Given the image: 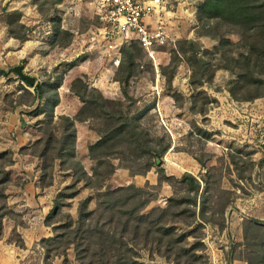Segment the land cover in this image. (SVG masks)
Here are the masks:
<instances>
[{"label": "trees", "instance_id": "16d2710c", "mask_svg": "<svg viewBox=\"0 0 264 264\" xmlns=\"http://www.w3.org/2000/svg\"><path fill=\"white\" fill-rule=\"evenodd\" d=\"M191 1L196 3V34L216 44L211 50H206L194 41L179 42V51L172 50L170 62L160 67L168 90L171 91L174 73L180 60H183L190 70L191 90L210 87L216 71L224 70L235 79L226 88L234 101L250 102L262 97L264 0ZM60 2L38 0L35 6L41 16H47ZM4 14L8 36L24 41L31 30L20 22L21 13L16 10L6 12L5 8ZM50 23V47L67 48L73 34L62 28L57 15L50 19ZM228 36H236L238 40L233 42ZM173 49H176V45ZM120 56L113 80L118 83L123 99L106 98L88 84L85 76L77 77L71 82L69 91L81 106L72 118L61 115L54 121L62 75H57L53 81L37 82L31 87L33 94L25 89L22 91L26 101H19L18 105L32 108L28 115H44L40 130L42 138L32 145V155L41 160L38 188L52 185L55 163H58L60 172L71 173V182L58 192L44 217L43 224L51 228L52 236L42 238L35 244L37 264L40 256L42 264H53L54 258H62V264H69V249L73 250L77 264H146L140 261L137 254L142 250L172 264H197L202 258L198 252L203 247L199 235L203 225L224 229L223 224L214 222L213 217L224 214L231 202L223 200V196L231 195L230 191L220 189L222 197L219 198L218 194L213 198L209 193L210 175L196 179L189 173L179 178L165 173L163 157L171 149V139L167 134L160 135L145 125V120L155 107L154 103L137 107L138 101L128 92L130 82L140 73L141 59L147 55L132 42L120 48ZM0 75L8 76L3 71H0ZM172 98L181 107L182 95L175 93ZM197 101L195 95H190L189 112L205 116V105L209 102L206 99L205 103L197 106ZM87 122L97 124L93 131L98 136L95 142L87 146L88 157L93 163L91 174L85 171L76 157L75 123ZM192 133L204 141H210L212 136L197 125L193 126ZM192 158L202 170L209 171L206 166L210 160L209 154ZM228 158L238 179H245L243 171H238L242 159L233 153H229ZM113 161H118V165L115 166ZM11 165L12 156L0 153V238L3 219L13 215L6 204L5 193L10 183L6 169ZM123 165L135 171L134 174L155 169L158 184H146L145 188L140 189L133 184L118 188L107 186L106 182ZM248 165H252L251 162ZM162 183L171 186L173 194L166 199L164 208L155 207L145 213V208L156 198ZM80 184L95 191L96 207L89 210L91 198L81 200L74 220L64 208L79 194ZM221 199L224 202L217 203V210L209 206V202ZM178 226L190 231L179 232ZM189 238L193 239V243L189 244ZM243 240L242 246L247 250L248 257L243 260L231 258L230 262L240 260L247 264H264V225L256 220L244 221ZM16 245L23 248L21 241Z\"/></svg>", "mask_w": 264, "mask_h": 264}, {"label": "rangeland", "instance_id": "374dc122", "mask_svg": "<svg viewBox=\"0 0 264 264\" xmlns=\"http://www.w3.org/2000/svg\"><path fill=\"white\" fill-rule=\"evenodd\" d=\"M37 1L0 0V64L20 65L24 72L35 77L37 82L53 81L57 75H62L58 89L59 107L54 109V121H57L58 114L74 117L81 106L78 99L69 91L71 82L77 77L85 76L88 84L97 88L106 98L123 99L118 83L113 80L116 69L113 60L117 47L108 48L113 44V39L103 40L99 35L98 30L103 29L104 25L96 16L95 0H61L47 16L38 13L35 6ZM169 1L172 11L176 13V17L170 20L172 33L177 40L176 49H173L175 47L173 44L162 48L161 54L155 55L154 62L144 56L140 63V73L130 82L128 92L138 101L137 107L154 103L155 107L145 120V125L160 135L167 134L171 139V149L163 157L162 164L167 175L179 178L182 174L189 173L196 179L210 175L209 193L213 198L219 194L220 189L230 191L231 195L223 196V200L228 199L231 202L224 214L213 217L214 222L223 224L224 229L219 230L217 226L204 224L199 231L203 247L198 252L202 258L197 264H231V258L243 260L248 257L247 250L242 246L244 221L256 220L264 225V95L250 102L234 101L226 88L235 79L224 70L216 71L210 87L191 90L190 70L183 60H180L177 66L172 89L169 91L160 67L170 62L172 50L179 51V42L194 41L206 50H211L216 44L209 38H199L196 34L198 23L195 18V2ZM5 8L6 12L19 11L20 22L30 28L31 31L24 41L20 42L8 36ZM55 15L60 17L62 28L73 34L72 42L67 48L50 47L52 36L50 19ZM228 37L233 42L238 40L236 36ZM24 89L33 94L32 88L14 75H0V153L12 156V165L6 169L10 183L5 193L6 204L13 213L11 217L3 219L0 239L6 234L1 240L3 246L12 244L18 247L16 242L21 241L23 248H18L23 250L24 240L29 243L33 241L20 263L34 264L38 259L35 244L42 238L52 236L50 227L44 229L43 220L47 211L44 213L43 208L47 206L51 208L58 192L71 182V173L60 172L58 163H55L51 188H38L41 160L32 155V145L42 138L40 130L44 123V115H28L32 108L18 105L19 101H26L25 97H22ZM175 93L182 95L181 107L172 98ZM190 95L196 96L197 106L205 103L207 99L209 104L205 105V116L189 112ZM76 124L78 123H75V127ZM194 125L210 132L212 134L210 141L201 140L192 133ZM85 126L90 134L97 136L93 131L97 128L96 123L87 122ZM89 144L90 141L83 135L77 143L76 131V157L85 171L91 174L90 168L93 163L88 157ZM23 148L25 149L22 150ZM203 153L210 155V160L206 164L209 169L207 172L192 158ZM229 153L242 159L238 171H243L245 179H238L237 172L230 164ZM249 162L252 165L249 166ZM112 163L118 165V161ZM124 165L118 169H123ZM151 171L156 174L155 169ZM128 173L131 178L135 176V171L129 170ZM112 176L106 182L107 186L111 188L128 186L113 187L110 184ZM130 184L140 189L145 188L148 183L141 187L133 182ZM164 184L166 183H162L156 192V198L145 208V213L155 207L166 206V199L173 194V190L168 184H166L168 188L162 190ZM36 187L39 189L37 194ZM78 188L79 194L69 201L68 207L64 208L74 220L77 217V205L81 200L91 198L89 210L96 207L95 191L84 188L81 184ZM220 197L222 195L219 194ZM223 200L209 202V206L217 210V203L223 204ZM17 227L20 228H18L20 233L16 231ZM182 230L190 231L177 227V231ZM188 242L193 243V239L189 238ZM137 254L140 261L146 264H172L156 255L150 256L146 250ZM39 258L38 264H42V257ZM67 259L69 264H77L72 249L67 251ZM53 264H62V258H54Z\"/></svg>", "mask_w": 264, "mask_h": 264}, {"label": "built area", "instance_id": "2783aa9c", "mask_svg": "<svg viewBox=\"0 0 264 264\" xmlns=\"http://www.w3.org/2000/svg\"><path fill=\"white\" fill-rule=\"evenodd\" d=\"M96 16L104 25L98 30L103 40L113 39L108 48L117 47L113 60L120 62V48L136 43L151 59L161 54V49L173 44L174 37L170 20L176 13L169 0H95ZM165 54V53H163Z\"/></svg>", "mask_w": 264, "mask_h": 264}, {"label": "crops", "instance_id": "0c3cea01", "mask_svg": "<svg viewBox=\"0 0 264 264\" xmlns=\"http://www.w3.org/2000/svg\"><path fill=\"white\" fill-rule=\"evenodd\" d=\"M76 105H78V104H76ZM58 107H59V105L56 108H58ZM58 115L61 116L64 114H58ZM76 131H77V143H79V138L81 135L86 136V139H88L90 141V143L96 141V139H97V136L92 135L88 132V130L85 126V123L76 124ZM129 170H130V168L128 166H124L123 169L116 170V173L112 176V179L110 180V184H112L113 187L129 185L131 182H133L136 186H139V187L145 185L146 182L149 185H156L157 184V177H156V174L153 173V171L150 170L148 172H139L131 178V177H129V173H128ZM122 181H124V182H122ZM120 183H122V184H120ZM23 188H24V186H23ZM49 188H51V187H49ZM167 188H168V186L166 184L162 185V187H161L162 190H165ZM46 189H48V188H46ZM46 189H43V190H46ZM38 190L39 189L36 187L35 188L36 194L38 193ZM57 191H59V190H57ZM49 209H50V207H48V206L43 208L44 213H45V211H47L46 212V214H47ZM18 228L19 227H17L16 231L18 233H20ZM44 229H49V228L44 226ZM5 235L6 234H4V236ZM4 236H3V238H4ZM3 238L0 239V264H19L20 261H22L25 258V255L29 251L30 246L33 243V241H31L29 243V242L24 240L23 242L25 245V250H23V249L16 247L15 245H12L11 243H9L11 245L3 246L2 241H1V240H3ZM231 264H247V263L244 261H240V260H233Z\"/></svg>", "mask_w": 264, "mask_h": 264}, {"label": "water", "instance_id": "95a60500", "mask_svg": "<svg viewBox=\"0 0 264 264\" xmlns=\"http://www.w3.org/2000/svg\"><path fill=\"white\" fill-rule=\"evenodd\" d=\"M0 70L6 75H14L16 78L26 83L29 87H34L37 83L36 78L25 73L24 69L20 65L8 66L0 64Z\"/></svg>", "mask_w": 264, "mask_h": 264}]
</instances>
